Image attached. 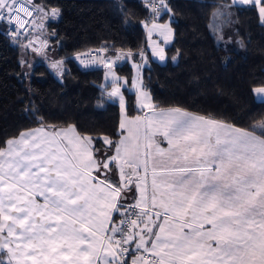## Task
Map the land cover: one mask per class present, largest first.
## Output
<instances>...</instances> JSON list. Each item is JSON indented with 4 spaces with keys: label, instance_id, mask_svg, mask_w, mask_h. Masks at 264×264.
Listing matches in <instances>:
<instances>
[{
    "label": "snow or ice",
    "instance_id": "1",
    "mask_svg": "<svg viewBox=\"0 0 264 264\" xmlns=\"http://www.w3.org/2000/svg\"><path fill=\"white\" fill-rule=\"evenodd\" d=\"M255 3L264 15V0ZM34 10L47 14L27 0H0V23L23 35ZM152 11L170 9L153 0ZM156 54L164 59L163 49ZM111 77L107 95L126 112L120 77ZM253 93L264 97V85ZM139 109L121 121L120 140L102 137L99 147L74 126H41L5 142L0 254L8 259L0 264H264V122L257 135L180 108L157 110L146 91Z\"/></svg>",
    "mask_w": 264,
    "mask_h": 264
},
{
    "label": "trees",
    "instance_id": "2",
    "mask_svg": "<svg viewBox=\"0 0 264 264\" xmlns=\"http://www.w3.org/2000/svg\"><path fill=\"white\" fill-rule=\"evenodd\" d=\"M37 9L58 11L47 23L46 46H54L64 66L56 76L45 63L22 75L20 46L25 35L13 37L10 25L0 23V148L25 130L67 128L97 141L121 137V109L109 99L111 82L105 71H82L76 54L101 49L146 53L147 28L170 22L173 43L166 62L149 61L142 67V87L156 109L180 108L207 119L253 130L264 122V101L253 88L264 85V24L255 5L237 7L230 0H166L170 11L153 14L145 0H33ZM41 44V43H40ZM124 78L127 114L136 115L135 94L129 91L134 70L129 61L114 68ZM127 205V204H126ZM124 213L114 214L117 223ZM7 261L8 256L0 254Z\"/></svg>",
    "mask_w": 264,
    "mask_h": 264
},
{
    "label": "rangeland",
    "instance_id": "3",
    "mask_svg": "<svg viewBox=\"0 0 264 264\" xmlns=\"http://www.w3.org/2000/svg\"><path fill=\"white\" fill-rule=\"evenodd\" d=\"M32 1L33 0H27V3L31 5ZM33 13H34V21L33 24L29 27V30L26 32V34H24L25 39L18 41V45L20 46V63L22 66V75L26 79L30 80L32 76L33 68L38 64L45 63L49 66L51 71L60 78L64 71V66L62 61L57 57L56 48L52 45L41 47L40 44L42 40L46 41L47 44V40H48L47 23L51 20L53 21L58 20L59 18L58 11H56L55 17L51 19L50 17L52 11H47V14H44L42 12L40 15H37V11L34 10ZM154 24L157 25V28L154 29L152 26L147 28V34H146L147 52L141 61V66H140V60L137 62L134 59V57L129 54H122L120 60V63L129 61L130 65L134 70L133 82L130 91H137L138 94H140V91H146L150 99H151V95L149 94V92L141 86L140 69L144 67L149 61L152 60L165 63L166 62L165 50L173 43L174 40V32L169 21L165 23L157 21ZM161 26H166L167 29L170 30V32L167 35L162 34L165 29ZM33 49H37V50H33ZM160 49H163V54H164L163 60H161L159 56L156 54ZM57 62H61L58 64L59 71L57 70V68L52 67V65ZM111 73H115V75L118 76L115 70H106L105 83L111 82L112 80ZM138 73H139V80H138ZM119 83L121 86V92L123 94V89L126 88L127 86L126 80L120 77ZM136 109H137V113L135 116L140 115L141 110L139 109V103ZM125 117H130V116L127 114V110L125 112L121 109V121Z\"/></svg>",
    "mask_w": 264,
    "mask_h": 264
},
{
    "label": "built area",
    "instance_id": "4",
    "mask_svg": "<svg viewBox=\"0 0 264 264\" xmlns=\"http://www.w3.org/2000/svg\"><path fill=\"white\" fill-rule=\"evenodd\" d=\"M145 1L149 4L151 11H152L153 0H145ZM152 14H153V11H152ZM157 18H158V15H156L155 17L153 16L152 21L155 22ZM28 19L30 23L27 24L24 28L19 29L20 32H23V35L26 34V32L29 30V27L33 24L34 13ZM10 32H11V25H10ZM23 35H19V36H23ZM12 36L18 37L17 35H12ZM122 54H125V53L120 50L107 51V50H101V49H91V50L76 54L74 56V61L77 63V65L82 71L108 69V67L106 66L107 61L112 62L111 69H114L117 67L118 63L120 62ZM138 56L140 58V66H141V61L145 56V50L142 49L138 53ZM130 256H131V253L129 254V257Z\"/></svg>",
    "mask_w": 264,
    "mask_h": 264
},
{
    "label": "crops",
    "instance_id": "5",
    "mask_svg": "<svg viewBox=\"0 0 264 264\" xmlns=\"http://www.w3.org/2000/svg\"><path fill=\"white\" fill-rule=\"evenodd\" d=\"M231 1V3L233 4V5H235V6H237V7H242V6H248V5H255L256 7H257V10H258V13H259V16H260V22H261V24H264V15H261L260 14V12H259V8L261 7V4H257V3H255V0H252V2H250L249 4H246V5H243V4H238V0H230ZM31 4H32V2H31ZM161 13H163V11L162 12H160L159 13V15L158 16H160L161 15ZM153 24H151L150 26H152ZM146 52H147V46H146ZM125 54H129V53H125ZM146 54V53H145ZM129 55H131V56H133L132 54H129ZM107 70H109V69H107ZM111 70H113V69H111ZM140 74H141V69H140ZM138 80H139V73H138ZM142 86V85H141ZM127 87V86H126ZM131 87H132V85H131ZM131 87H130V89H131ZM130 89H129V91H130ZM124 90V89H123ZM131 93H134L135 94V109L137 108V106H138V103H139V99H140V94H138V92L137 91H130ZM123 96H124V94H123ZM255 96V95H254ZM125 99V98H124ZM152 99V98H151ZM255 99L257 100V101H259V102H263L264 101V97H257V96H255ZM153 102V101H152ZM154 104V103H153ZM158 110V109H157ZM136 111H137V109H136ZM184 112H186V111H184ZM137 113V112H136ZM187 113H189V112H187ZM189 114H191V115H194V116H197V117H201V116H198V115H195V114H192V113H189ZM204 118V117H203ZM205 120H208V121H213V122H217V123H219V124H221V125H223L224 127H229V126H231V125H228V124H225V123H221V122H218V121H215V120H212V119H207V118H204ZM231 127H233V126H231ZM39 128V127H38ZM47 128V130H49V131H51V130H57V131H61V130H64V129H67V128H69V127H67V128H57V127H46ZM121 130V129H120ZM121 132H122V130H121ZM122 137H120V139H121ZM154 141L156 142V144H158L159 146L160 145H163V146H160V147H164V148H167L168 147V145H167V141L159 134V133H157L155 136H154ZM124 203L125 204H127V205H131V204H133L134 203V199H133V196L131 195V194H128V199L126 200V201H124ZM113 216H114V214H113ZM112 219H113V217H112ZM113 227H116V226H114V225H112ZM5 252H6V249L4 250ZM132 252H135V249H133L132 250ZM140 254L141 253H136V258H139V256H140ZM132 258V256H130V259Z\"/></svg>",
    "mask_w": 264,
    "mask_h": 264
}]
</instances>
